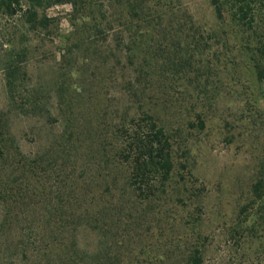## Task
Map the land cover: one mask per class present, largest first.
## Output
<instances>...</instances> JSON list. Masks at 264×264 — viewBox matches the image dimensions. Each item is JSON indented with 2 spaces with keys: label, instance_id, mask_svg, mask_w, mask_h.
Here are the masks:
<instances>
[{
  "label": "rangeland",
  "instance_id": "1",
  "mask_svg": "<svg viewBox=\"0 0 264 264\" xmlns=\"http://www.w3.org/2000/svg\"><path fill=\"white\" fill-rule=\"evenodd\" d=\"M101 1L46 9V16L55 18L48 30L31 29L23 17L0 12V117L10 118L4 128L31 158L52 148L31 170L14 172L0 158V221L8 219L1 196L7 188L11 216L29 217L20 224L9 219L10 244L19 242L20 226L72 221L63 225L76 230V244L54 247L43 264L49 259L53 264H180L194 249L202 264H264V192L258 196L253 190L264 182V78L255 68H264V0L253 4L252 28L238 21L229 0H219L221 19L211 0H103L109 9L105 21L91 10ZM21 48L25 51L9 76L16 84L11 102L5 63ZM136 66H143L153 83L150 95L159 106V123L171 135L175 163L186 161L192 177L185 172L186 185L167 208L139 210V217L141 205L134 210L131 200L134 215L126 218L103 206L104 200L118 199L121 185L104 175L101 140L91 136L99 123L133 111L126 87ZM56 84L63 85L61 102L82 137L68 147L70 160L65 156L62 162L51 159L63 132L62 122L48 118L59 112ZM198 119L203 128L196 127ZM95 196L103 198L92 205ZM74 198L81 202L72 207ZM95 205L109 214L97 215L92 224L74 218L78 209ZM22 263L0 246V264Z\"/></svg>",
  "mask_w": 264,
  "mask_h": 264
},
{
  "label": "trees",
  "instance_id": "2",
  "mask_svg": "<svg viewBox=\"0 0 264 264\" xmlns=\"http://www.w3.org/2000/svg\"><path fill=\"white\" fill-rule=\"evenodd\" d=\"M102 1L99 5L92 7L91 10L98 14L99 20L105 21L109 9ZM229 1L238 21L252 28V24L255 20L253 4H255L257 0ZM76 2L77 0H0V12L8 17H23L25 23H27L31 29L48 30L49 26L55 21V18L47 17L44 11L52 6L61 4H71L75 6L77 4ZM211 4L216 16L221 19L222 11L219 6V0H211ZM100 30L101 28H98V31ZM23 51H25V49H18L13 55H10L6 59L5 66L8 72L6 92L10 101L14 99L13 92L16 84L14 79H10L9 76L16 70V60ZM66 58L67 56H62L63 61H65ZM255 68L258 78H264V68L258 64L255 65ZM132 70L134 72V79L133 82L129 83L126 87V90L128 91L131 104L135 105L133 111L130 112L126 110L114 121L110 120L109 123H107V121L99 123L94 130V137L91 136L93 140H101L100 144L103 150L102 158L103 162L106 164V173L104 172L105 170H103L104 175L115 176L116 180L117 178L119 179L121 185L120 191L116 194L118 199H114L113 203H107L108 201L104 200L103 206H108L109 208L112 206L113 209L117 208L119 214H125L126 218H132L134 215L130 208L129 201H133L134 210L141 205L137 212L139 217V210L145 214H150L155 208H161L162 206L166 207L167 202L174 198V194L176 198H179V186L182 187L183 184L186 185L185 172L188 178L192 177L186 161L180 162L178 165L175 163L171 135L165 126L159 123V117L157 115L159 106L155 103L157 101L153 100L154 97L150 95L152 91L151 85L153 83L147 81L150 80L148 79L147 72L143 66H136L132 68ZM55 86L57 87L58 94L56 108L59 112L58 116L49 113L48 118L53 117L52 119L56 122H62L63 132L59 135V138L55 139L57 145L53 148V157H51V159L62 162L65 160L64 157L67 156L68 147H72V144H77L82 137L78 136V134L73 131V124L68 116L65 102H61V95L64 92L63 85L56 84ZM30 110L33 111L34 107L31 106ZM9 121L10 118L7 114L0 117V136H2L0 158L7 160L11 164L10 167H12V171L14 172L17 169H23L24 171L26 169H34L33 166H38V164L42 163L44 160L43 158L49 156L52 148H47L43 153L33 158L29 157L22 152L17 140L9 129L4 128L5 126L7 127V122ZM203 126V122L198 119L196 127L200 129L203 128ZM103 140L110 142L109 144L111 145L107 146L103 144ZM107 149L109 150L107 151ZM182 154L185 155L186 152L184 151ZM67 157L70 160L71 155ZM109 165H111V170L108 169ZM11 173L10 175H12ZM108 187L106 186L105 190H109ZM253 190L254 194H258L259 196L261 192H264V182H257ZM10 191L11 189L7 188L6 194L3 195V191L1 193L2 197L6 196L4 204L6 206V214L8 215L7 220L3 219L0 221V246L2 247L4 255L18 256L23 260L22 264H32L34 261L36 264H43L45 258L51 255L54 247H66L68 244H76V230L64 227V221H61L60 224L57 223L58 225L47 223L46 227L20 226L19 242L16 243V241H12L10 244L5 234L9 219H12L14 223L20 224L21 220L26 223L24 218H29L28 215L26 216L23 214H19L20 219L18 215L16 217L11 216L13 214L10 212V208H14V205H10L12 200ZM96 198L92 200V205L93 203H98L103 197ZM91 199L92 198L88 201L90 202ZM77 200L81 202L78 198H74V203H71L72 207L78 204ZM146 208L148 210H146ZM78 210L79 213L73 215L74 218L77 216H79V218H85L88 220V224H92L91 221H96L95 217L97 215L100 216L103 212L106 215L109 214V209L100 210L96 205L93 208L87 206L85 209ZM159 210L161 211L162 209ZM89 211L90 216L88 215ZM52 216L53 213L48 211V220H50ZM71 222L72 221H68L65 225ZM61 239L63 241L60 242ZM14 247H16L17 251L11 253ZM102 249L103 247L101 245V253L103 251ZM49 260L50 262L46 261V264H53L52 260ZM54 264H57L55 260ZM59 264H62V262ZM95 264L100 263L98 261V263ZM180 264H202V257L199 249H194V251L189 256H186L185 260Z\"/></svg>",
  "mask_w": 264,
  "mask_h": 264
}]
</instances>
